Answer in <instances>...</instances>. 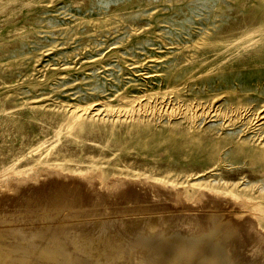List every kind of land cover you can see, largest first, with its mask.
Instances as JSON below:
<instances>
[{"label":"rangeland","instance_id":"rangeland-1","mask_svg":"<svg viewBox=\"0 0 264 264\" xmlns=\"http://www.w3.org/2000/svg\"><path fill=\"white\" fill-rule=\"evenodd\" d=\"M251 24L264 0H0V228L39 243L16 264H264V35L229 45Z\"/></svg>","mask_w":264,"mask_h":264},{"label":"bare ground","instance_id":"bare-ground-1","mask_svg":"<svg viewBox=\"0 0 264 264\" xmlns=\"http://www.w3.org/2000/svg\"><path fill=\"white\" fill-rule=\"evenodd\" d=\"M262 35H264V25L263 24H251V25H248V26H245V27H243V28H241L240 29V31H238V33L236 34V36L234 37V39L229 43V45H232V44H237L238 46H240V47H245V46H248L249 44H251V43H253L254 41H256L257 39H259V37L258 36H262ZM84 109H82L77 115V117L76 118H79L84 112ZM76 118H74L72 121H71V123H70V126H75V124H76V122H78V120L76 119ZM59 133H60V131L58 130V131H56V134H57V140L59 139L58 138V136H59ZM47 170V169H46ZM50 172V171H49ZM52 172V171H51ZM54 173V172H53ZM44 174H46V173H44ZM43 174V175H44ZM48 176H49V174H47ZM45 176V175H44ZM48 176H45L46 178H43V180H45V182H46V179L48 178ZM51 176V175H50ZM58 176V175H57ZM59 176H60V174H59ZM55 177H56V175L54 176V181H55ZM63 177V176H62ZM65 177V176H64ZM66 177H68V176H66ZM37 178V177H36ZM39 178V177H38ZM41 178H42V176H41ZM51 178V177H50ZM49 179V178H48ZM48 179H47V181H48ZM59 179V178H58ZM61 179V178H60ZM59 179V180H60ZM64 179H66V178H64ZM64 179H61V180H64ZM71 179H72V177H71ZM70 179V180H71ZM86 179V178H85ZM30 180V179H29ZM40 180V179H39ZM67 180H68V178H67ZM69 180V181H70ZM74 180H76V181H78V179H75L74 178ZM89 180V179H88ZM32 181H34V179L32 180ZM41 181V180H40ZM40 181H37V182H39L40 183ZM51 181V180H50ZM75 181V182H76ZM81 181H83L84 182V180H81ZM27 181H25V183H26ZM31 181H29L28 183H30ZM34 182H36V181H34ZM34 182H32V183H34ZM43 182V181H42ZM56 182H58V180L56 181ZM68 182V181H67ZM71 182V181H70ZM70 182H68V183H66V186H68V187H65V188H69L70 189V187H71V185H72V183H70ZM72 182H73V180H72ZM91 182V181H90ZM94 182V181H93ZM130 182V181H129ZM24 183V180H14V181H11V183L10 184H8V185H5L3 188H4V190L3 191H6V193L7 192H9L10 194H14L16 191H18L21 187H22V184ZM47 183V182H46ZM61 183V182H60ZM79 183V182H78ZM85 183H87V182H84V184ZM126 183V182H125ZM42 184V183H41ZM50 185H52L51 183H49ZM75 184V183H74ZM77 184V183H76ZM80 184V183H79ZM84 184H82V185H84ZM92 185H93V183H91ZM91 184H89L90 186H91ZM128 184V183H127ZM45 185V184H44ZM47 185V184H46ZM46 185H45V187H46ZM59 185V184H58ZM88 185V186H89ZM95 185V184H94ZM100 185V184H99ZM98 185V187L99 188H101L100 186ZM129 185V184H128ZM133 185V184H132ZM137 185V184H136ZM39 186V185H38ZM41 186V187H40ZM39 186V188L41 189L42 188V185H40ZM48 187H49V185H47ZM56 186V185H55ZM73 186V185H72ZM79 186H81V185H79ZM87 186V187H88ZM102 186V185H101ZM118 186V185H117ZM131 185H129V187H130ZM139 186V185H138ZM153 186V185H152ZM152 186H149L150 188L152 187ZM156 186V185H155ZM48 187H47V190H48ZM52 187H53V185H52ZM63 187V186H62ZM77 188H78V185L76 186ZM85 187V186H84ZM83 187V188H84ZM92 187V186H91ZM90 187V188H91ZM95 187H96V185H95ZM50 189H51V187H49ZM54 188V187H53ZM97 188V187H96ZM109 188V187H108ZM112 188V187H111ZM110 188V189H111ZM122 188V187H121ZM126 188H128V187H126ZM134 188V187H133ZM150 188H148V189H150ZM160 188V187H159ZM43 189V188H42ZM56 189H60L59 187L58 188H56ZM74 189V188H73ZM79 189H81L80 187H79ZM88 189V188H87ZM87 189L85 188V190H86V192H87ZM92 189V188H91ZM106 190H107V188H105ZM129 189V188H128ZM130 189H131V187H130ZM136 190L135 191H137V188H135ZM158 189V188H157ZM162 190L164 189V187L163 188H161ZM67 190V189H66ZM90 190V189H89ZM99 190V189H98ZM103 190V189H102ZM113 190V189H112ZM133 190V189H132ZM41 191V190H40ZM51 191V190H50ZM57 191V190H56ZM59 191H62V190H59ZM64 189H63V196H64ZM68 191V190H67ZM71 191V190H70ZM76 191V190H75ZM82 191V190H81ZM84 191V190H83ZM91 191V190H90ZM94 193L96 192V190L94 191V190H92ZM92 191H91V193H92ZM104 191V190H103ZM102 191V192H103ZM114 191H116V190H114ZM120 191V190H119ZM118 191V192H119ZM126 193L128 192V191H126V190H124ZM156 191V190H155ZM158 191H160V190H158ZM158 191H156V193H158ZM166 191V190H165ZM46 192V191H45ZM49 192V191H48ZM54 192H55V190H54ZM71 192H74V191H71ZM70 192V193H71ZM78 193H79V191H77ZM77 192H74L75 194L77 193ZM85 192V191H84ZM85 192V193H86ZM98 192V191H97ZM96 192V193H97ZM101 192V193H102ZM105 193H106V191H104ZM103 192V193H104ZM121 192V191H120ZM119 192V193H120ZM132 192V191H131ZM151 192V191H150ZM162 192V191H161ZM160 192V193H161ZM38 193V192H37ZM40 193V192H39ZM47 193V192H46ZM53 193V192H52ZM56 193V192H55ZM54 193V194H55ZM59 193V192H58ZM66 193V192H65ZM83 193V192H82ZM100 193V194H101ZM102 193V194H103ZM104 193V194H105ZM110 193H112L111 191H110ZM115 193V195H117L116 194V192H114ZM123 193V192H122ZM121 193V194H122ZM137 193V192H136ZM135 193V194H136ZM138 193H140V192H138ZM163 193V192H162ZM168 193V192H167ZM167 193H165V194H167ZM45 194V193H44ZM49 194V193H48ZM72 194V193H71ZM84 194V193H83ZM83 194H82V196H83ZM99 194V193H98ZM97 194V195H98ZM107 194H109V192L107 193ZM128 194V193H127ZM134 194V193H133ZM159 194V193H158ZM169 194V193H168ZM167 194V195H168ZM205 192H202L201 194H200V196L199 197H202L203 195L205 196ZM45 195H47V194H45ZM61 194L60 195H58V199H60L59 197L60 196H62ZM67 195H68V193H67ZM74 195V194H73ZM72 195V196H73ZM85 195V194H84ZM87 195H89V193L87 194ZM93 195H96V194H93ZM109 195H111V194H109ZM120 195V194H119ZM119 195H118V197H119ZM124 195H126L125 193H124ZM157 195V194H156ZM160 195V194H159ZM162 195H164V194H162ZM55 196V198H56V196L57 195H54ZM54 196H53V198H54ZM76 196V195H75ZM81 196V195H80ZM100 196H102V195H100ZM131 196H132V194H131ZM169 196V195H168ZM49 197H52L51 195L49 196ZM67 197V196H66ZM70 197V196H69ZM74 197V196H73ZM72 197V199H74L73 200V202L75 203V201H77V199H78V196H76V200H75V198H73ZM86 197V196H85ZM90 197V196H89ZM99 197V196H98ZM112 197V196H111ZM124 197V196H123ZM126 197H128L127 195H126ZM125 197V198H126ZM47 198H48V196H47ZM55 198H54V200H55ZM96 198V197H95ZM102 198V197H101ZM113 198V197H112ZM49 199V198H48ZM63 199V198H62ZM80 199V198H79ZM85 199V198H84ZM83 199V200H84ZM87 199V198H86ZM94 199V198H93ZM92 199V201L94 202L95 200H93ZM97 199H99V198H97ZM104 199V198H103ZM201 199V198H200ZM52 200V199H51ZM50 200V201H51ZM56 200H57V198H56ZM55 200V201H56ZM69 200H71V199H69ZM82 200V201H83ZM88 200V199H87ZM106 200V199H105ZM104 200V201H105ZM110 200H111V198H110ZM63 201V200H62ZM67 202H68V200H66ZM86 201V200H85ZM99 201V200H98ZM97 201V202H98ZM57 202H59V201H57ZM70 202V201H69ZM87 202V201H86ZM50 203V202H49ZM53 203H55V202H53V200H52V204ZM62 203V202H61ZM77 203V202H76ZM83 203V202H82ZM85 203V202H84ZM88 203V202H87ZM99 203V202H98ZM98 203H95L94 202V204H97L98 205ZM51 204V203H50ZM69 204V203H68ZM71 204H73L72 202H71ZM78 204V203H77ZM106 204V203H105ZM110 204H111V202H110ZM103 205V204H102ZM58 206V205H57ZM73 206V205H72ZM208 206V205H207ZM206 206V207H207ZM250 213L251 214H253L254 216H255V213L254 212H249V215H250ZM71 214V213H70ZM67 215V214H66ZM72 215V214H71ZM70 216V215H69ZM68 216V217H69ZM251 216V215H250ZM71 217V216H70ZM136 217V216H135ZM64 218V217H63ZM65 218H67L66 216H65ZM121 218H123V217H121ZM248 218V217H247ZM251 218H253V217H251ZM33 219L34 220H36L34 217H33ZM116 219V218H115ZM32 220V219H31ZM126 220V219H125ZM124 219L122 220L123 222L125 221ZM253 220V219H252ZM61 221V220H60ZM120 221V220H119ZM246 221V220H245ZM249 221H251V220H249ZM256 220H254V223L253 224H256V222H255ZM137 222H139L138 220L136 221L135 220V218H133V219H130V220H128V222H127V225H128V227L129 228H132L134 225L136 226L138 223ZM32 223H33V221H32ZM32 223H30V224H32ZM66 223H69V222H66ZM71 223H73V222H71ZM35 224V223H34ZM33 224V226L35 227V225ZM114 224H116V223H114ZM250 224V223H249ZM27 225V224H26ZM67 225V224H66ZM66 225H63V226H66ZM70 225H73V224H70ZM69 225V226H70ZM119 225V224H118ZM122 225H124L123 223H122ZM127 225H126V227H127ZM245 225H247V224H245ZM25 226V225H24ZM62 226V225H61ZM73 226H75V223H74V225ZM72 226V227H73ZM114 226H116V225H114ZM250 226H252V225H250ZM19 227V226H18ZM17 226H10V227H7V228H0V242H2V244L0 245V264H14L18 259L16 258V255H15V257L14 258H16V259H13V257H12V253L11 252H13L14 250H15V248L16 247H18V249L20 250V248L22 249V251L24 250V251H26V250H29V248H33V246H37V243H38V240H37V234L36 233H31L32 234V236H29L28 234L26 235V233L24 232L25 231V229L24 230H22L23 228H22V226H20L21 228H18ZM26 227H28V226H26ZM26 227H24V228H26ZM33 227V228H34ZM39 227V226H38ZM58 227V226H57ZM76 227H78V226H76ZM117 227V226H116ZM115 227V228H116ZM121 227V226H120ZM119 227V228H120ZM249 227V226H248ZM67 228V227H66ZM135 228V227H134ZM251 228V227H250ZM28 229H29V227H28ZM73 229H74V227H73ZM123 229L124 230H126L125 228H124V226H123ZM122 229V230H123ZM128 229V228H127ZM27 230V229H26ZM39 230V229H38ZM75 230V229H74ZM120 230V229H119ZM123 230V231H124ZM257 230V229H256ZM43 231V230H42ZM40 232V231H39ZM50 232H52V233H55V234H58V231H57V229H55V230H51ZM119 232V231H118ZM131 232V231H130ZM66 233V232H65ZM81 232H79V234H76L75 232H70L69 233V235H68V237H71L70 238V240L71 241H73L75 244H78V242H77V240H78V238L80 237V236H83V234L81 233ZM125 233V231L123 232V234ZM127 233V232H126ZM115 234H117L116 232H115ZM120 234V233H119ZM264 234H262V236H263ZM19 236V237H18ZM56 237V236H55ZM119 237V236H118ZM257 237H260V236H257ZM260 238H262V237H260ZM259 238V239H260ZM263 239H264V237H263ZM111 240V239H110ZM114 239H112L111 241H108V240H101V239H97V240H90L88 243H86V244H84V245H86L87 247H89V253L91 252V255L92 254H94V255H96V256H100L101 258H107V259H109V258H111L113 255H114V251H115V242H112ZM50 241V240H49ZM56 241V240H55ZM264 241V240H263ZM4 243V244H3ZM43 243V242H42ZM56 243V242H55ZM7 245V247H1L2 245ZM39 244V243H38ZM39 246V245H38ZM45 246V245H44ZM40 247V246H39ZM51 248H53V246L51 247ZM51 248H49V249H51ZM33 249H35V248H33ZM54 249H56L55 247H54ZM53 249V250H54ZM87 249V248H86ZM40 250H42V249H40ZM21 251V252H22ZM34 251V250H33ZM38 251V248H36V251H35V253ZM43 251V250H42ZM41 251V252H42ZM44 251H45V249H44ZM50 251V250H49ZM88 251V250H87ZM18 252V251H17ZM39 252V251H38ZM59 252V251H58ZM57 251L55 252V253H58ZM24 253V252H23ZM29 253V252H28ZM32 253V252H31ZM40 253V252H39ZM38 253V254H39ZM45 253H47V252H45ZM50 253V252H49ZM48 253V257H49V255L51 254H49ZM54 253V252H53ZM52 253V254H53ZM62 253V252H61ZM183 253V252H182ZM25 254V253H24ZM26 254H27V252H26ZM25 254V255H26ZM37 254V255H38ZM52 254L50 255V256H52ZM60 254V253H59ZM187 254V253H186ZM21 255V254H20ZM28 255V254H27ZM26 255V256H27ZM36 255V254H35ZM40 255L42 256V255H44L43 253H40ZM54 255V254H53ZM58 255V254H57ZM63 255V254H62ZM23 256V257H22ZM22 258H25L24 257V255L22 254ZM32 256H34V253H33V255ZM38 257V258H40V260H41V258L42 257ZM55 256V255H54ZM50 257V259L52 260V258H56V256L55 257ZM60 256V255H59ZM65 256V255H64ZM20 257V258H21ZM28 257V256H27ZM37 257V256H36ZM80 257V256H79ZM132 257V256H131ZM134 258L136 257V255L135 256H133ZM29 258H30V254H29ZM34 258V257H33ZM26 259H28V258H26ZM44 259H45V257H44ZM44 259H42V260H44ZM62 259V258H61ZM75 259H77V258H75ZM143 259H144V261H145V257H143ZM23 261L25 260V259H22ZM22 260L20 261V262H22ZM39 260V259H38ZM41 260V261H42ZM50 260V261H51ZM54 260V259H53ZM52 260V262H54ZM57 260H58V256H57ZM80 259H78V261H79ZM147 260V259H146ZM19 261H17V263L19 262ZM32 261V260H31ZM33 261H36L37 262V260H33ZM48 261V260H47ZM60 261V260H59ZM75 260H74V258L72 257V256H69L68 257V260L66 259V263L67 264H73V262H74ZM83 261V260H82ZM148 261H150V260H148ZM30 262V261H29ZM43 262H45V260L43 261ZM55 262H58V261H55ZM63 262V261H62ZM24 263H25V261H24ZM33 262H30V264H32ZM42 263V262H41ZM59 263V262H58ZM61 263V262H60ZM76 263H77V261H76ZM84 263V262H83ZM16 264V263H15ZM37 264H38V262H37ZM46 264V263H45ZM48 264H50V263H48ZM54 264V263H53ZM55 264H57V263H55ZM65 264V263H64ZM79 264H81V263H79ZM87 264V263H86ZM216 264V263H215Z\"/></svg>","mask_w":264,"mask_h":264}]
</instances>
